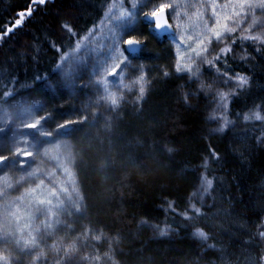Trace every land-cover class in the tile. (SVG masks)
Here are the masks:
<instances>
[{"label":"trees","instance_id":"1","mask_svg":"<svg viewBox=\"0 0 264 264\" xmlns=\"http://www.w3.org/2000/svg\"><path fill=\"white\" fill-rule=\"evenodd\" d=\"M115 1L0 0V104L32 92L50 117L40 136L47 142L30 152L29 163L8 132L0 133V156L7 158L0 166V195L8 184L11 194L32 195L33 204L41 202L35 197L41 191L69 199L75 191L81 202L80 210L41 240L37 253L17 252L14 240L1 241L0 264H263L264 33L249 34L260 41L245 40L235 28L228 33L232 51L215 66L206 62L197 72L178 73L176 61L187 68L199 42L188 29L176 59L166 40L159 43L149 34L143 15L170 4L159 0L138 14L121 47L153 80L140 108L98 114L92 86L85 83H77L82 87L73 97L61 90L44 94L65 55L99 28ZM22 13L21 25L13 27ZM128 39L143 44L135 58L123 51ZM201 72L231 77L217 93L219 113L210 108L216 100L209 103L196 85ZM241 76L247 79L242 86ZM22 121L15 141L28 143L30 125L43 120L24 112Z\"/></svg>","mask_w":264,"mask_h":264},{"label":"rangeland","instance_id":"2","mask_svg":"<svg viewBox=\"0 0 264 264\" xmlns=\"http://www.w3.org/2000/svg\"><path fill=\"white\" fill-rule=\"evenodd\" d=\"M157 1L159 0H151L150 3L144 6L140 0H116L111 5L99 28L83 38L76 51L65 55L57 71L56 78L44 87V94L54 93L55 95L61 90L73 97L78 93V89L82 87V85L77 86V83H85L92 86L89 94L94 98L91 103H95V106H97L98 114H106L110 111L108 109H112L111 111L116 114H122V110L125 108L129 109L135 106L140 108L150 91L153 80L146 78L148 77L147 68L141 65L138 60H129L122 54L121 47L123 38L129 36V33L126 34L127 29H132L136 25L138 14L144 9H151ZM166 1L176 5V12L180 14L179 20L174 18V14H168V16L171 18V24L175 32L178 33L176 39L177 41L183 40V46L178 48L176 44L165 41L172 52H175L176 59L181 58L180 54L186 47L184 36L188 29H190L192 37L197 38L198 42L212 38L214 35L213 29L225 33V38L222 41L216 42L213 40L210 46V54L205 53L206 59H187V62L192 65L193 72H197L203 67L217 47L230 46L232 38L229 39V32L225 31L226 27L238 29L240 38L255 31L264 33V9L256 6L260 3V0ZM242 4L245 5L244 8H241ZM247 5L253 7L249 9ZM167 10L168 13L173 11L171 8ZM237 12L241 13L239 17L236 15ZM129 21H131V24L128 23ZM217 21H219L218 24ZM253 21H257V24L253 25ZM114 43L115 48L113 50ZM238 52H243V49L240 48ZM189 57H195V52ZM185 58H187V55ZM126 59L130 63L125 67L122 62ZM117 65H121L123 68L122 75L113 73V69ZM68 72H71V76H66ZM116 73H120L119 68H116ZM141 76L144 77L143 80H140ZM217 77V73L212 72L209 76H206L201 72L195 79L199 90L209 98V103H214L213 101L216 100L214 106L210 107L215 113H219L222 109V105L217 99V96L222 94L217 93L227 87V84L224 83L225 79L223 77L217 79ZM141 87L144 88L143 94L140 91ZM34 96V93L28 92L12 98L7 97L0 104V127L4 129L3 132H8L14 146L17 148L16 151L27 163L31 161L30 152L37 148V144H35L33 136L28 143L15 141L14 132L17 130L16 127L23 123V113L36 114L43 120L32 130L39 139L46 128L47 121L44 118L50 119L43 111V100L40 104V101L36 100ZM113 99L116 100L115 104L112 103ZM137 110L140 109L137 108ZM3 147L12 146L3 141ZM26 175L27 171L24 178H26ZM11 193V186L6 184L5 194L0 195V242L5 239L14 240L18 246L17 252L29 250L37 253L40 250L41 240L48 233L56 231L58 226L73 212L81 209V202L75 191L74 198L71 199H69L68 194L64 193L50 198L47 192L41 191L35 196L41 202L34 204L30 200L32 195L29 196L25 191L18 195ZM204 197L200 195L198 198L202 200ZM36 264H41V261L38 260Z\"/></svg>","mask_w":264,"mask_h":264},{"label":"snow or ice","instance_id":"3","mask_svg":"<svg viewBox=\"0 0 264 264\" xmlns=\"http://www.w3.org/2000/svg\"><path fill=\"white\" fill-rule=\"evenodd\" d=\"M36 2V0H34V3ZM141 4H143L144 6H146L147 3H150L151 0H140ZM39 3L40 4H44L45 3V0H39ZM257 7H260L261 9H264V0H260V3L258 5H256ZM245 5H241V8H244ZM247 7L249 9H251L253 6L252 5H247ZM134 8H135V5H134ZM171 8L173 11L168 13L169 15H173L174 14V18L179 20L180 19V14L179 12H176V5H172V4H161L160 7L158 9H155L151 12V16H149L148 14H145L144 16V22L148 25V28H149V34L153 36L154 39L157 40V42L159 43H163L165 40L169 41L170 43H174L177 45L178 48L182 47L183 46V40H180V41H177L176 39V36L178 33L176 32H173L170 30V28L167 26V24L165 23V25H161L159 23V16L165 12V9H169ZM34 9L33 8H29V11H28V15H31V12L33 11ZM215 14V13H214ZM24 15L25 14H21V19H18L16 20V23L13 27H16V26H20L21 23H22V20L24 18ZM236 15L239 17L241 15V13L237 12ZM152 18H157L156 20V26L155 28H152L151 25L153 23V19ZM129 24H131V21L128 22ZM219 23V21H217V24ZM257 24V21H253V25H256ZM207 26V25H206ZM250 28L252 27L251 25L249 26ZM134 29H131V28H128L127 29V32L126 34L130 33L131 31H133ZM236 29L235 28H227L225 29L226 32H233L235 31ZM13 31V28L10 27L8 29V32L5 33V35L11 33ZM214 32V35L212 38H208L207 40H200L199 41V45H198V50L194 49L193 51L195 52V57H189L190 60H193L195 58H200L201 60L203 59H206L205 57V53H208L210 54V46L212 45L213 43V40H215L216 42H220L222 41L224 38H225V33L224 32H221V31H216V30H212ZM243 39L245 40H254V41H260L261 40V37L260 36H257V35H248V36H245L243 37ZM115 40V38H114ZM264 42V41H262ZM124 43L127 45V47H125L123 49V51L125 53L128 54L129 57H133L135 58L141 51H142V44L140 41L136 40V39H128L126 41H124ZM233 43H235V41H233ZM115 48V43L113 44V50ZM232 51L231 47H225V48H222L220 50V53L217 54L212 60H208L207 63L212 65V66H215V62L217 61H220L223 57L227 56L228 53H230ZM226 62V61H225ZM124 64V66L126 67L128 63H130L129 60H125L122 62ZM60 67V66H58ZM116 68H119L120 69V73H116ZM116 68L113 69V73L114 74H117V75H122L123 73V68L121 67V65H117ZM176 71L179 73V72H183V71H192V65L189 64L187 66V68H185L183 65L180 64V62L178 61L177 62V67H176ZM218 73H219V69H217ZM168 73H165V76H167ZM193 75H195V73H193ZM224 74H221V75H218L217 79H221L222 76ZM66 76H71V72H68L66 73ZM192 77H190L191 79ZM144 77L141 76L140 77V80H143ZM237 79L239 80V84L242 86L244 84L247 83V79L245 77H237ZM231 80V77L228 78V80H225L224 83H229V81ZM141 91V94H143L144 92V88L141 87L140 89ZM224 97L222 96V99ZM112 103L115 104L116 103V100L113 99L112 100ZM253 117L251 116H245L244 119L245 120H249V119H252ZM256 120H260L261 119V116L259 115V113H257L254 117ZM45 120H47L48 118H44ZM40 122L38 121L37 124H39ZM228 122L226 121L225 124H227ZM30 127L32 128H36V125H30ZM64 127H66V125H60V128L63 129ZM223 129H220V131H222ZM4 129L2 127H0V133H3ZM31 135L33 136V140L35 142V144H40V143H43V142H47V141H41L35 133H31ZM7 158L4 157V156H0V161H3V160H6ZM207 187L208 188H211L212 187V181L211 180H208L207 181ZM169 207L171 208L172 205H169ZM194 211L199 214V209L198 208H194ZM186 218H187V214H185ZM161 235H166V232L161 230ZM196 235L202 237V238H206L205 237V233L200 230V229H197V232H196ZM260 235L262 237H264V232H261ZM97 239H99V237H97Z\"/></svg>","mask_w":264,"mask_h":264},{"label":"water","instance_id":"4","mask_svg":"<svg viewBox=\"0 0 264 264\" xmlns=\"http://www.w3.org/2000/svg\"><path fill=\"white\" fill-rule=\"evenodd\" d=\"M146 14H148L149 16H151L150 13H146ZM144 16H145V14H144ZM144 16H143V20H144ZM152 19H153V23H152L151 26H152V28H155L157 18H152ZM159 23H160L161 25H165V23H166L167 26L170 28V30L173 31V32H175V29H174L173 25L171 24V22H170V20H169L168 10H167V9H165V12L162 13V14L159 16ZM141 44H142V42H141ZM142 46H143V44H142ZM125 47H127L126 44H124V48H125Z\"/></svg>","mask_w":264,"mask_h":264}]
</instances>
